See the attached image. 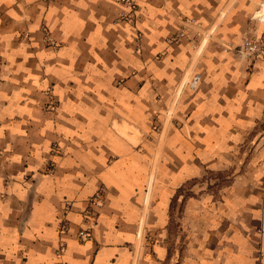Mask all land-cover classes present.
<instances>
[{
  "label": "crops",
  "instance_id": "crops-1",
  "mask_svg": "<svg viewBox=\"0 0 264 264\" xmlns=\"http://www.w3.org/2000/svg\"><path fill=\"white\" fill-rule=\"evenodd\" d=\"M133 2L0 0V264H264V0Z\"/></svg>",
  "mask_w": 264,
  "mask_h": 264
},
{
  "label": "built area",
  "instance_id": "built-area-1",
  "mask_svg": "<svg viewBox=\"0 0 264 264\" xmlns=\"http://www.w3.org/2000/svg\"><path fill=\"white\" fill-rule=\"evenodd\" d=\"M117 4L120 6V14L118 17L119 22H132L135 19V12H136V5L133 0H116ZM184 37V32L180 31L175 38L169 40L170 43H178ZM142 39V34L140 32H136L135 34V45H136V52H138L139 43ZM264 51V47L260 41L254 39H244L242 46L238 49V54L241 57H258ZM199 76L195 75L190 80L188 87L191 90H194L198 84ZM104 193L105 188L100 187L98 191L90 198L88 201L87 207L82 212V220L83 224L86 225L85 228H81L77 234L76 238L80 242H84L90 239L91 237V230L95 227L99 210L103 206L104 203ZM67 207V206H65ZM66 210V208H65ZM59 234L67 235L69 232V227L66 222H63L58 230ZM65 245L62 244L57 252L56 256L60 258L64 252ZM57 264H64L63 262H58Z\"/></svg>",
  "mask_w": 264,
  "mask_h": 264
},
{
  "label": "rangeland",
  "instance_id": "rangeland-1",
  "mask_svg": "<svg viewBox=\"0 0 264 264\" xmlns=\"http://www.w3.org/2000/svg\"><path fill=\"white\" fill-rule=\"evenodd\" d=\"M212 180H213V183L212 185L210 186V188H214L216 186V178H214V176H209ZM222 184V183H221Z\"/></svg>",
  "mask_w": 264,
  "mask_h": 264
}]
</instances>
